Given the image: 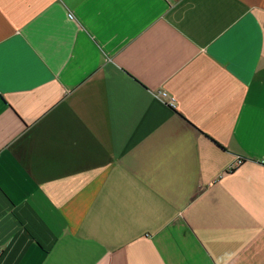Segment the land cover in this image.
Instances as JSON below:
<instances>
[{"label": "crops", "instance_id": "crops-1", "mask_svg": "<svg viewBox=\"0 0 264 264\" xmlns=\"http://www.w3.org/2000/svg\"><path fill=\"white\" fill-rule=\"evenodd\" d=\"M0 250L264 264V0H0Z\"/></svg>", "mask_w": 264, "mask_h": 264}, {"label": "built area", "instance_id": "built-area-1", "mask_svg": "<svg viewBox=\"0 0 264 264\" xmlns=\"http://www.w3.org/2000/svg\"><path fill=\"white\" fill-rule=\"evenodd\" d=\"M69 17H71V15L69 16ZM159 97L162 99V98H164V97H166V93L165 92H159ZM174 100H173V98H170V102H169V104L171 105V106H174V102H173ZM0 252H1V250H0Z\"/></svg>", "mask_w": 264, "mask_h": 264}]
</instances>
